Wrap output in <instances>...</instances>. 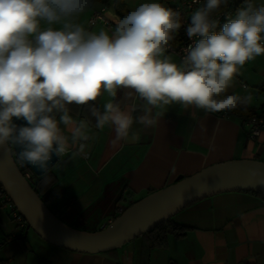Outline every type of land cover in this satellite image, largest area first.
I'll return each instance as SVG.
<instances>
[{
  "label": "clouds",
  "instance_id": "obj_1",
  "mask_svg": "<svg viewBox=\"0 0 264 264\" xmlns=\"http://www.w3.org/2000/svg\"><path fill=\"white\" fill-rule=\"evenodd\" d=\"M93 4L0 0V147L14 148L22 165L46 173L53 153L87 154L91 121L74 118L71 105L87 106L96 129L111 126L116 146L139 139L134 125L156 126L165 106L211 114L251 104L250 93H227L240 69L264 55V3L244 0L223 14L217 33L230 0H205L190 15L186 34L195 43L179 64L165 55L182 26L178 10L145 0L111 31H95L79 20ZM120 89L130 90L124 101ZM102 92L109 100L101 111L91 102Z\"/></svg>",
  "mask_w": 264,
  "mask_h": 264
},
{
  "label": "crops",
  "instance_id": "obj_2",
  "mask_svg": "<svg viewBox=\"0 0 264 264\" xmlns=\"http://www.w3.org/2000/svg\"><path fill=\"white\" fill-rule=\"evenodd\" d=\"M124 1L128 10L145 2ZM159 2L169 5L167 0ZM255 2L261 4L264 0ZM104 3L94 0L93 6L99 8ZM114 4L115 0L107 2L108 26L88 25L91 9L79 20L90 30L111 31L120 17ZM165 55L180 63L175 54ZM128 91L118 90L117 99L124 101ZM234 93L252 95L251 104L243 109L245 113L264 114V102L259 101L264 94V55L240 69L227 94ZM108 100L107 93L102 92L91 103L102 111ZM70 108L74 118L91 121L92 139L87 154L62 155L50 169L57 180V191L47 205L73 227L75 221L90 220L87 213L91 208L101 212L89 223L93 228L86 231L99 230L112 221L118 215V205L127 208L179 177L230 160L264 162V134L251 139L248 125L237 116L223 118L194 108L186 111L173 104L157 109L164 116L156 126L145 129L134 125L140 129L139 139L113 146L115 133L111 126L96 129L87 106ZM172 221L187 230L181 237L169 235L165 246H155L149 236L142 234L108 254L82 253L52 245L39 236L29 239V229L18 225L0 201V264H264V200L253 193L227 191L199 199L179 210ZM11 235L13 238H9ZM31 242L36 246L32 247Z\"/></svg>",
  "mask_w": 264,
  "mask_h": 264
},
{
  "label": "water",
  "instance_id": "obj_3",
  "mask_svg": "<svg viewBox=\"0 0 264 264\" xmlns=\"http://www.w3.org/2000/svg\"><path fill=\"white\" fill-rule=\"evenodd\" d=\"M13 121L27 126L22 118L14 117ZM58 159L53 153L48 171ZM23 169H30L38 177L45 174L32 164L22 165L14 148L0 147V184L25 220L26 228L52 245L82 253L120 248L199 199L227 191H264V162L240 159L216 163L137 200L104 229L86 231L67 224L52 212L25 178Z\"/></svg>",
  "mask_w": 264,
  "mask_h": 264
},
{
  "label": "built area",
  "instance_id": "obj_4",
  "mask_svg": "<svg viewBox=\"0 0 264 264\" xmlns=\"http://www.w3.org/2000/svg\"><path fill=\"white\" fill-rule=\"evenodd\" d=\"M111 1V0H110ZM169 1L168 7L178 10L181 13L182 16V35L184 38L183 43L180 46H174L170 42V47L167 49L166 53H172L175 54L178 57L179 62H181L183 56L186 54L187 49L190 45H193L195 43L194 40H189L186 34V27L187 24L190 21V15L191 13L201 6L205 0H167ZM244 3V2H243ZM231 3L228 8L221 10L220 18H219V24L217 28L214 30L215 32L219 33V31L222 29L223 25L228 22L227 18L223 16L224 13H231L234 15L235 10L243 5ZM108 5L107 3H104L101 7L96 8L92 6L91 9V16L88 21V25H94L97 23H101L103 25H110L111 21L106 16V9ZM219 117L223 118H230L232 116H237L241 119L242 123L248 125L249 127V137L251 139H255L260 137L262 134H264V117H261L259 115H251V116H242L239 115L236 111H222L214 113ZM23 175L26 179L29 181H34V173L30 169H23L22 171ZM0 201L2 205H6L9 209V213L12 217V219L20 226L26 227L25 221L23 217L20 215L18 210L16 209L15 205L11 201L8 194L5 192L4 188L0 184ZM125 207L118 205L117 211L118 215L123 212ZM111 221L108 223H105L101 226L100 229H104ZM9 238H13V235H11ZM0 243V247H1Z\"/></svg>",
  "mask_w": 264,
  "mask_h": 264
},
{
  "label": "trees",
  "instance_id": "obj_5",
  "mask_svg": "<svg viewBox=\"0 0 264 264\" xmlns=\"http://www.w3.org/2000/svg\"><path fill=\"white\" fill-rule=\"evenodd\" d=\"M99 1H103V2L107 3L109 0H99ZM243 2H244V0H230V4L231 3L241 4ZM114 7H115L116 13L120 17L125 15L128 11H130L127 9L126 3L124 0H115ZM223 9H226V8H222V10ZM183 41H184V38L182 35V26H181L178 33L176 34L175 40L172 41L171 43L174 46H180L183 43ZM235 111L243 113V115L245 114L244 116H251V115L256 114L254 112L245 113V111L243 109H237ZM260 116H264V114H261ZM34 177H35L34 181L30 180V183H31L32 187L35 189V191L37 192V194L40 196V198L43 200V202L47 205L49 198H51L52 195L55 193V191H57L56 177L52 174V172L50 170L40 177L35 176V175H34ZM244 192L253 193V194L259 196L262 200H264V191H258V192L244 191ZM56 215L58 216V214H56ZM25 224H26V222H25ZM186 230H187V227L174 223L172 221V218H170L167 221L161 222L156 227H154L153 229L149 230L148 232H146L144 234H146L147 236L150 237L152 244H154L155 246H165L166 242H167V238L169 235L181 237L185 234ZM114 251H116V249L106 251L103 253L108 254V253H111Z\"/></svg>",
  "mask_w": 264,
  "mask_h": 264
},
{
  "label": "rangeland",
  "instance_id": "obj_6",
  "mask_svg": "<svg viewBox=\"0 0 264 264\" xmlns=\"http://www.w3.org/2000/svg\"><path fill=\"white\" fill-rule=\"evenodd\" d=\"M259 101L264 102V94H262L259 98ZM108 199V198H107ZM106 205V204H105ZM104 207V206H103ZM88 217H89V221H87V225L86 223L82 222V221H75L74 225L76 227H79L78 229L80 230H91L89 228H93L90 227L89 223L92 222L93 219H95L97 216H100L101 212H95L93 208H91V210L87 213ZM60 217H62L63 215H59ZM63 220V219H62ZM64 221V220H63ZM66 222V221H64ZM69 222V223H68ZM66 222L67 224H70V221ZM83 228V229H82ZM36 237H38L33 231L32 229H29V239L33 238V239H37ZM28 240V239H27ZM29 241V240H28ZM30 245L32 247H35L36 245L34 244V242H31Z\"/></svg>",
  "mask_w": 264,
  "mask_h": 264
}]
</instances>
